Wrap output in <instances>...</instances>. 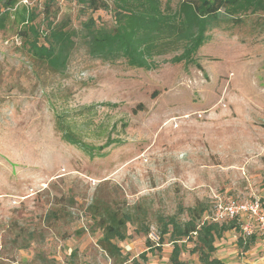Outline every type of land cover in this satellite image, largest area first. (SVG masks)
Masks as SVG:
<instances>
[{
  "label": "rangeland",
  "instance_id": "1",
  "mask_svg": "<svg viewBox=\"0 0 264 264\" xmlns=\"http://www.w3.org/2000/svg\"><path fill=\"white\" fill-rule=\"evenodd\" d=\"M59 5L75 28L91 15L114 23L111 10ZM244 20L210 31L203 70L171 55L151 70L109 64L79 47L56 73L27 55L16 26L0 30V264H114L88 210L97 196L132 214L116 240L122 264H169L163 219L188 220L199 202L208 213L218 200L264 204V13ZM59 121L95 147L111 140L107 155L65 142ZM240 235L225 232L216 255L249 264ZM186 242L181 258L201 264Z\"/></svg>",
  "mask_w": 264,
  "mask_h": 264
},
{
  "label": "trees",
  "instance_id": "2",
  "mask_svg": "<svg viewBox=\"0 0 264 264\" xmlns=\"http://www.w3.org/2000/svg\"><path fill=\"white\" fill-rule=\"evenodd\" d=\"M74 1L92 12L111 10L114 23L111 26L100 24L91 15L80 28H75L70 16L60 17L59 0H0V30L8 23L16 26L20 45L27 55L56 73H64L79 47H84L90 57L109 64L125 62L130 67L151 70L159 67L157 58L171 55L166 62H185L203 70L197 56L209 42L214 27L227 22L243 24L248 13H264V0H180L176 5L173 0ZM57 129L65 142L91 156H106L104 150L113 143L109 140L95 147L83 141L80 134L63 121L58 122ZM207 209L199 202L188 208V220L180 221L176 216L162 218L158 237L162 244L172 243L169 264H187L181 258L186 239L193 242L191 252L198 255L201 264H227L215 255L217 239L227 231L241 232L242 229L237 218L222 222L206 218ZM58 210L52 212L57 218ZM88 210L95 228L101 232L97 240L99 246L114 264L125 262L116 240L126 238L132 214L98 196L93 198ZM145 231L148 234L150 230ZM255 240L254 235L245 237L243 231L238 237L244 249ZM29 245L27 241L22 247ZM142 257H147L146 252Z\"/></svg>",
  "mask_w": 264,
  "mask_h": 264
},
{
  "label": "built area",
  "instance_id": "3",
  "mask_svg": "<svg viewBox=\"0 0 264 264\" xmlns=\"http://www.w3.org/2000/svg\"><path fill=\"white\" fill-rule=\"evenodd\" d=\"M27 2V0H24ZM247 216L249 222L244 225V233L251 236L255 229L258 231L263 245L264 259V206L260 199L238 200L231 198L229 200H218L214 204L211 219L215 222H222L228 219Z\"/></svg>",
  "mask_w": 264,
  "mask_h": 264
},
{
  "label": "crops",
  "instance_id": "4",
  "mask_svg": "<svg viewBox=\"0 0 264 264\" xmlns=\"http://www.w3.org/2000/svg\"><path fill=\"white\" fill-rule=\"evenodd\" d=\"M213 207H214V205H213ZM213 207L211 209V213H212ZM211 213L210 212L209 213L206 212L205 213V217L208 218V219H211ZM237 221H238V223H239V225H240V227H241V229L243 231V234L245 235L243 228H244V225L249 222V218L247 216H242V217L237 218ZM252 235H254L256 237V240L253 243H251V245H250V247L248 249H245V250H247L244 253L246 256L244 258H242V260H245L249 264H264L263 252H262L263 245H262L261 237H260V235H259V233H258V231L256 229H255V232ZM246 236L247 235H245V237ZM247 237H249V236H247ZM216 245L218 247L219 244L216 243ZM215 255H216V253H215ZM217 257L222 259L227 264H229V260H227V258L225 256H220V257L217 256Z\"/></svg>",
  "mask_w": 264,
  "mask_h": 264
}]
</instances>
